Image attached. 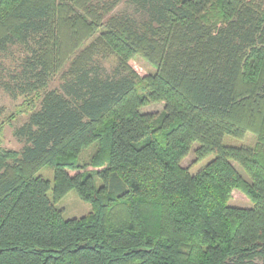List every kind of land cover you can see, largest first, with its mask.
Wrapping results in <instances>:
<instances>
[{
  "label": "trees",
  "instance_id": "obj_1",
  "mask_svg": "<svg viewBox=\"0 0 264 264\" xmlns=\"http://www.w3.org/2000/svg\"><path fill=\"white\" fill-rule=\"evenodd\" d=\"M13 47L0 88L26 119L19 150L0 122V264H264V0H0ZM71 190L89 213L65 217Z\"/></svg>",
  "mask_w": 264,
  "mask_h": 264
},
{
  "label": "rangeland",
  "instance_id": "obj_2",
  "mask_svg": "<svg viewBox=\"0 0 264 264\" xmlns=\"http://www.w3.org/2000/svg\"><path fill=\"white\" fill-rule=\"evenodd\" d=\"M119 12H127L128 14H134V9L131 5L126 3L119 4L111 14L119 13ZM88 43V42H87ZM23 53L18 48H11L5 54L0 56V78L3 75L5 70H12L17 62L22 57ZM115 58L110 56L108 60L104 63V68L107 73L111 72V69L114 66ZM131 65L133 68L139 73L142 74L145 71L152 72L154 71V67L147 63L142 57L136 56L134 60L131 61ZM59 77V75L57 76ZM55 78L53 82L50 84V88L57 87L60 83L58 78ZM21 103V99L13 100L7 93H5L0 88V122H6L3 128L2 133V145L7 149L19 150L21 147V143H19L13 135V131L15 128L20 126L23 121L26 119L25 115H16L15 110L16 106ZM163 108L162 103L151 104L145 107L143 110L148 112H159ZM9 117V118H8ZM256 138L252 134H246L243 140H238L231 136L224 137L225 144L231 145H240L245 143L247 145H254ZM194 160V154L191 152L181 163L183 167L189 166L191 170L197 169L202 161L192 164ZM204 162V161H203ZM241 172L242 168L238 166ZM41 174H43L49 180H52V170L49 168H45L41 170ZM71 174H73L71 172ZM229 204L234 206L241 207H250L251 202L239 191L233 190L231 193V197L229 199ZM58 206L64 209V215L66 218L71 217H80L90 212V205L88 203L83 202L77 193L74 190H71L63 199L58 202Z\"/></svg>",
  "mask_w": 264,
  "mask_h": 264
}]
</instances>
